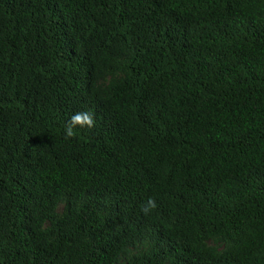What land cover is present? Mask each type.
Here are the masks:
<instances>
[{
	"label": "trees",
	"instance_id": "obj_1",
	"mask_svg": "<svg viewBox=\"0 0 264 264\" xmlns=\"http://www.w3.org/2000/svg\"><path fill=\"white\" fill-rule=\"evenodd\" d=\"M0 264H264V0H0Z\"/></svg>",
	"mask_w": 264,
	"mask_h": 264
},
{
	"label": "clouds",
	"instance_id": "obj_2",
	"mask_svg": "<svg viewBox=\"0 0 264 264\" xmlns=\"http://www.w3.org/2000/svg\"><path fill=\"white\" fill-rule=\"evenodd\" d=\"M77 124H80L81 126H83L84 124H87L89 127H91L92 118L88 114H83V115L77 114V115L73 116L71 123L69 125H67L66 129H65V134L67 137H71L74 135V127ZM154 207H155V203L151 199H149L147 201V204H146L144 210L148 211L149 209L154 208Z\"/></svg>",
	"mask_w": 264,
	"mask_h": 264
}]
</instances>
